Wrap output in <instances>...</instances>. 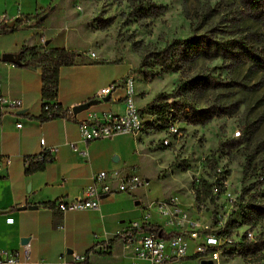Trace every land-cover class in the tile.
<instances>
[{
  "label": "rangeland",
  "instance_id": "obj_1",
  "mask_svg": "<svg viewBox=\"0 0 264 264\" xmlns=\"http://www.w3.org/2000/svg\"><path fill=\"white\" fill-rule=\"evenodd\" d=\"M56 4L47 29L81 54L78 61L131 66L137 99L147 104L141 108V161L132 172L150 179L142 187L144 201L178 196L194 219L213 225L219 218L242 220L247 204L264 208V0H38L31 9H44L33 22L41 26L40 14ZM13 7L17 13L33 11L19 0L10 1L8 10ZM17 32L0 33V47L13 45ZM189 37L205 40L207 51L189 59L165 51ZM162 51L170 57L160 61ZM188 80L200 84L197 90L169 100L176 105V131L158 129L148 104ZM216 177L228 180L225 190L237 200L197 197V188L208 191ZM151 212L157 220V211ZM254 221L235 233L242 237L252 230L248 241L256 244V254L218 264H253L264 257V217ZM194 247L191 242L189 253Z\"/></svg>",
  "mask_w": 264,
  "mask_h": 264
},
{
  "label": "crops",
  "instance_id": "obj_2",
  "mask_svg": "<svg viewBox=\"0 0 264 264\" xmlns=\"http://www.w3.org/2000/svg\"><path fill=\"white\" fill-rule=\"evenodd\" d=\"M10 1L0 0V14L6 15L0 21V33H9L3 29L19 15L21 29L15 33L19 36L13 45L0 47V57L6 52L16 54L24 45L39 44L41 36H45L48 48H72L60 34L50 33L46 26L50 12L57 9L58 4L40 14L39 26L33 21L44 7L31 9L33 4L38 5V0H19L23 8L30 5L32 13H24L21 8L17 13L15 7L8 10ZM130 70L127 64L98 63L92 59L62 66L57 98L62 108L73 111L76 105L91 100L94 103L68 117L41 121L38 116L43 111L42 68L0 61V92L22 102V109L0 107L1 249L22 251L24 245L29 244L32 261H57L63 254L71 260L73 254H81L87 256L86 264H151L118 237L124 227L144 213L148 202L144 201L142 187L132 192L105 194L98 208L60 212L46 206L58 198L83 197L100 171H107L116 184L120 178L133 175V170L139 167L143 134H118L87 142L78 125L94 114L102 117L106 112L125 111L124 78ZM113 83L117 85L111 93L104 97L98 95L102 88ZM138 103L140 109L147 105L140 100ZM18 123L22 126H17ZM42 139L45 146L41 144ZM46 147L56 148L53 159L43 170L27 174L26 159L40 154ZM141 176L150 181L146 173ZM10 218L12 222L8 221ZM152 221L162 222L154 217ZM196 256L193 251L178 264H200L201 259Z\"/></svg>",
  "mask_w": 264,
  "mask_h": 264
},
{
  "label": "built area",
  "instance_id": "obj_3",
  "mask_svg": "<svg viewBox=\"0 0 264 264\" xmlns=\"http://www.w3.org/2000/svg\"><path fill=\"white\" fill-rule=\"evenodd\" d=\"M20 17L21 15L17 18ZM5 18V14H0V21ZM39 44H46L45 36H41ZM90 55L96 58L95 52L90 53ZM116 85V83H113L106 88H102L98 95L104 97L111 93ZM124 87L127 107L123 113L106 112L102 117L94 114L89 120L78 122L85 141L91 142L111 138L118 134L135 136L142 134L146 122L137 104L135 80L130 74L124 78ZM0 107L3 110L22 109V102L0 92ZM72 112V110H69L68 114H72ZM172 116L173 114L170 116L168 125L171 132L176 131L175 119ZM17 126L21 127L22 123H18ZM41 144L45 146V139L41 140ZM55 150L56 148L46 147L38 155L43 158L45 154H48L52 160ZM7 162H10L9 158H7ZM27 162H29V159H26V164ZM218 171L221 173L222 170L218 169ZM114 175L116 176L117 173ZM148 183L144 177L133 174L126 178H120L114 184V180L107 171H100L95 175L94 182L86 188L83 197L72 200L58 198L46 206L60 212L98 208L103 195L119 191L132 192L140 187H145ZM211 184L214 196L223 195L229 199L237 200L230 189L225 190L226 187H229L227 179L216 177ZM180 205L178 196H169L147 203L142 217L131 221L119 232L118 237L136 255L148 258L151 264H178L188 256L191 242L195 244V255H198L200 259H213L216 264L224 258L241 255V237L235 233L236 229L231 234L226 233L224 231L225 220L219 218L215 222L216 225H213V222H202L194 219L189 211ZM152 209L157 211L162 222L152 221ZM8 221L12 222L13 219L10 218ZM152 226H158L159 231ZM237 230L240 231L241 229ZM246 231L247 238L253 239L254 232L247 229ZM30 251L29 244L24 245L22 251L0 248V264H84L87 260L86 255L73 254L72 259L68 260L66 254H63L57 261H32L30 260Z\"/></svg>",
  "mask_w": 264,
  "mask_h": 264
},
{
  "label": "trees",
  "instance_id": "obj_4",
  "mask_svg": "<svg viewBox=\"0 0 264 264\" xmlns=\"http://www.w3.org/2000/svg\"><path fill=\"white\" fill-rule=\"evenodd\" d=\"M20 18H16L12 21V24H8L3 31L4 32H13L20 29L18 23ZM205 40L197 39L195 37H189L184 40H174L167 48L166 52L170 53H180L185 59H189L191 53L198 55L199 51L204 53L207 51L203 49L202 45L205 44ZM246 49V48H245ZM250 50H246L248 57L250 56ZM244 52V53H245ZM17 60L12 62L15 65L23 67H41L42 68V96H43V111L38 116V119L41 121H48L58 117H68V109H63L61 104L57 101L58 98V88H59V79H60V68L62 66L74 65L78 62L77 58L81 57V54L77 52L76 49H69L65 47H53L48 48L47 45H24L20 51L16 54H13ZM158 59L160 61L168 59L169 54L162 53L159 54ZM252 59L254 56H251ZM82 58H80L81 60ZM0 61H3L0 57ZM103 62V61H98ZM207 82H205L206 84ZM200 84L195 80H188L183 83H180L172 93L170 94H159L156 96L154 101L148 104V109L150 112L157 117V128L163 129L168 128L170 122V116L173 114V119L176 120L175 112V102H170L171 97L178 95H183L184 93H189L197 90ZM40 155L29 156V162L26 164V173L32 174L38 170H43L47 163L51 161L48 154H45L43 158L39 157ZM206 191V187L197 188V197L201 193H206V196L212 194V184L210 183ZM246 213L242 214V220H234L229 218L225 225V232L232 233L235 229H241L242 226L249 224L252 220L255 219L254 223H257L264 217V208L247 204L245 206ZM156 230L159 231L158 226ZM164 234V232H162ZM241 245V255L247 257L248 255H255L256 244L249 242L247 236L244 234L240 239ZM198 257V255L196 256ZM87 263V260L84 264ZM253 264H264V257L260 256L253 261Z\"/></svg>",
  "mask_w": 264,
  "mask_h": 264
},
{
  "label": "water",
  "instance_id": "obj_5",
  "mask_svg": "<svg viewBox=\"0 0 264 264\" xmlns=\"http://www.w3.org/2000/svg\"><path fill=\"white\" fill-rule=\"evenodd\" d=\"M2 60L5 62H14L17 60V58L13 55V53H3L1 56ZM94 103L93 100L79 104L74 106L73 112H79L82 111L88 107H90ZM27 240L25 239L24 242ZM200 264H216L213 259L204 258L200 260Z\"/></svg>",
  "mask_w": 264,
  "mask_h": 264
}]
</instances>
